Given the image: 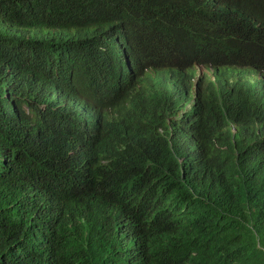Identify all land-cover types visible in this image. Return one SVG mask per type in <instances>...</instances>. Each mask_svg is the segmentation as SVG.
I'll return each instance as SVG.
<instances>
[{"label":"trees","instance_id":"obj_1","mask_svg":"<svg viewBox=\"0 0 264 264\" xmlns=\"http://www.w3.org/2000/svg\"><path fill=\"white\" fill-rule=\"evenodd\" d=\"M125 54L262 64L264 0H0V264H264V101L143 93L114 123Z\"/></svg>","mask_w":264,"mask_h":264},{"label":"clouds","instance_id":"obj_2","mask_svg":"<svg viewBox=\"0 0 264 264\" xmlns=\"http://www.w3.org/2000/svg\"><path fill=\"white\" fill-rule=\"evenodd\" d=\"M227 30L232 33L233 28ZM128 58L125 54L122 75L106 83L100 91V94L111 93L112 96L98 108L97 116H105L117 124L122 123L123 116L133 109L143 93L154 92L173 98L177 93L183 96L184 91H188L192 97H195L200 90L212 89L215 94L224 97L222 89H232L237 86L242 89L245 96L255 100L259 106L264 101V63L254 66L249 62L244 66H238L232 59L228 60L221 55H215L209 62L193 61L188 65H172L164 69L149 67L150 60L146 59V66L136 69L132 60ZM77 108L80 109V106ZM70 109L71 107L67 106L66 111ZM97 123H99L98 118L91 119L85 124L93 128ZM212 125L216 128V124ZM235 131L233 128V134ZM92 155L88 153L84 158V166L91 169L95 178L99 180L97 170L90 168L87 163Z\"/></svg>","mask_w":264,"mask_h":264}]
</instances>
